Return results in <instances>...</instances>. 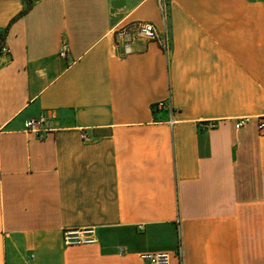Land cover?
Listing matches in <instances>:
<instances>
[{"label":"crops","instance_id":"0c3cea01","mask_svg":"<svg viewBox=\"0 0 264 264\" xmlns=\"http://www.w3.org/2000/svg\"><path fill=\"white\" fill-rule=\"evenodd\" d=\"M0 34V264H264V0H0Z\"/></svg>","mask_w":264,"mask_h":264},{"label":"built area","instance_id":"2783aa9c","mask_svg":"<svg viewBox=\"0 0 264 264\" xmlns=\"http://www.w3.org/2000/svg\"><path fill=\"white\" fill-rule=\"evenodd\" d=\"M113 35L117 47H120L124 51V54L132 53L134 45L138 40H144L147 42L157 41L164 49H167L168 47L167 40L160 39L158 31L152 23L138 21L121 25L114 30ZM0 43V54H10V49L1 34ZM67 52V48L65 47L61 52V56L66 57ZM166 107L171 109V106L164 101L157 102L153 105L155 110H161ZM47 120L48 118L46 115L27 120L24 122V129L26 132L42 138L48 131L46 129ZM249 121V118L237 119L235 123L236 129L245 127ZM258 121L259 130L264 131V116L258 118ZM81 137L83 140L88 138L86 134H83ZM63 239L67 247L94 245L98 242L97 231L95 228L67 229L64 231ZM179 256L181 258V252H179ZM140 258L149 264H171V255L166 252L145 253L141 254Z\"/></svg>","mask_w":264,"mask_h":264},{"label":"trees","instance_id":"16d2710c","mask_svg":"<svg viewBox=\"0 0 264 264\" xmlns=\"http://www.w3.org/2000/svg\"><path fill=\"white\" fill-rule=\"evenodd\" d=\"M2 38H3V36H2ZM4 39V38H3ZM1 44V43H0Z\"/></svg>","mask_w":264,"mask_h":264}]
</instances>
